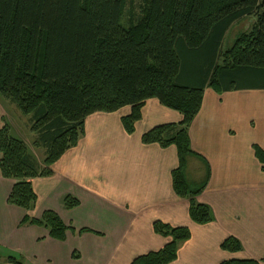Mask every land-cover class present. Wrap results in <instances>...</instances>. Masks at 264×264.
Wrapping results in <instances>:
<instances>
[{
    "label": "trees",
    "instance_id": "obj_1",
    "mask_svg": "<svg viewBox=\"0 0 264 264\" xmlns=\"http://www.w3.org/2000/svg\"><path fill=\"white\" fill-rule=\"evenodd\" d=\"M128 1L0 0V96L31 116L33 145L45 151L40 166L26 145L11 136L9 125L0 127V176L14 182L6 203L33 209L32 181L51 175L50 167L83 135L89 115L130 107L121 123L131 135L146 101L157 99L182 119L153 127L141 142L176 148L174 194L188 200L193 223L209 224V207L196 201L207 179L191 187L185 177L187 158L196 157L188 131L206 87L217 94L264 90V0H141L138 15L131 10L123 23ZM244 18L253 19L252 28L239 34L217 63L228 30ZM254 155L263 170L264 151L254 146ZM62 204L70 210L78 201L67 196ZM20 225L42 227L57 241L68 230L52 211L39 219L25 216ZM152 230L168 242L130 264H170L190 238L187 228L159 221ZM220 248L230 253L242 249L234 238ZM5 261L23 264L13 255Z\"/></svg>",
    "mask_w": 264,
    "mask_h": 264
},
{
    "label": "crops",
    "instance_id": "obj_2",
    "mask_svg": "<svg viewBox=\"0 0 264 264\" xmlns=\"http://www.w3.org/2000/svg\"><path fill=\"white\" fill-rule=\"evenodd\" d=\"M8 110L15 113L10 102L0 101V127L6 123L15 136ZM130 111L89 115L83 135L50 167L51 175L32 181L37 201L30 211L6 203L14 182L0 176V264H9V255L23 264H130L168 242L153 232L155 221L190 231L170 264H264V169L254 155V146L264 151V90L203 91L188 131L196 157L187 158L185 177L189 168L196 183L207 179L196 198L211 211L206 225L193 223L188 200L174 194L176 148L141 142L153 127L177 124L182 116L150 99L134 133L127 135L121 119ZM22 140L43 166L36 155L41 147ZM67 196L78 201L75 208H64ZM46 211L68 227L63 241L42 227L20 225L25 216L39 219ZM228 238L236 239L241 251L222 250Z\"/></svg>",
    "mask_w": 264,
    "mask_h": 264
},
{
    "label": "rangeland",
    "instance_id": "obj_3",
    "mask_svg": "<svg viewBox=\"0 0 264 264\" xmlns=\"http://www.w3.org/2000/svg\"><path fill=\"white\" fill-rule=\"evenodd\" d=\"M141 2H142L141 0H129L128 1V7L126 8V11L124 14L123 23H126L128 12H130L131 10H135V12L137 11L136 14L138 15L139 5H141ZM252 23H253V19L244 18V19L240 20L239 22L232 25V27L228 30L226 36L224 37V40L222 41V43L220 45V48L218 51V56L216 58L217 63H219L221 60V57L219 55L221 53H223L226 49H228L233 44L234 40L237 38V36L239 34L244 33V32H248L252 28ZM0 101L5 102L6 104L9 103V101L7 99H4L1 96H0ZM12 106L15 110V113L12 114V110H8V113L10 115V123L14 129L15 136H14V134H12L11 136L15 137L18 140L25 139L26 144L28 145V143H27V141H28L32 146L33 142L36 139V135L33 134L30 130V128H31V116L23 115L18 110V108L15 104H12ZM31 148H33V147H31ZM36 153H37L36 154L37 159L39 158V159L43 160L45 158L44 149L38 148ZM190 166H192V165H190ZM194 177H195V174H192L190 172V169L188 168V174H186V179H187L188 184L191 187H196L199 185V183H196L197 180ZM199 180H201V179H199Z\"/></svg>",
    "mask_w": 264,
    "mask_h": 264
}]
</instances>
